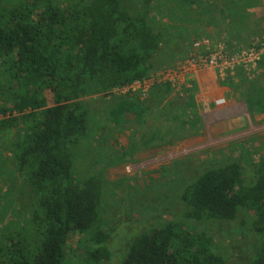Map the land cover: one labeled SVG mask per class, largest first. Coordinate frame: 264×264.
I'll return each mask as SVG.
<instances>
[{
    "label": "trees",
    "instance_id": "trees-1",
    "mask_svg": "<svg viewBox=\"0 0 264 264\" xmlns=\"http://www.w3.org/2000/svg\"><path fill=\"white\" fill-rule=\"evenodd\" d=\"M257 6L260 0H0V133L14 137L9 157L29 198L27 215L14 212L11 199L0 204V224L8 212L16 217L0 227V264H68L69 252L80 247H87L84 264L108 258L101 246L108 234L97 225L102 181L75 171L76 148L93 135L82 98L106 97L160 71L156 57L181 30L221 42L232 54L264 42ZM256 69L264 73V56ZM244 74L237 69L241 81L229 84L242 88L249 82ZM164 87L172 89L168 84L150 91L167 92ZM258 90L244 102L249 111L256 100L254 112L264 115V88ZM135 97L120 98L109 120L133 113ZM159 133L155 129L149 143L162 138ZM3 157L0 148L1 180ZM252 168L249 182L238 162L206 170L182 192L184 221L136 235L120 264H229L214 252L211 238L187 224L232 221L240 212L260 239L248 264H264V160ZM73 235L86 239L72 244Z\"/></svg>",
    "mask_w": 264,
    "mask_h": 264
},
{
    "label": "rangeland",
    "instance_id": "rangeland-1",
    "mask_svg": "<svg viewBox=\"0 0 264 264\" xmlns=\"http://www.w3.org/2000/svg\"><path fill=\"white\" fill-rule=\"evenodd\" d=\"M255 10L264 15V0H260V6ZM201 27L202 24L195 25V28ZM181 31L172 35L164 45L155 59L156 66L169 68L168 63L173 62L171 58L177 55L179 58L174 59L173 63L176 65L182 54L190 50V43L199 36ZM181 38L184 43H181ZM243 72L249 82L241 84L243 89L229 86L228 95H225L226 101L229 100L225 107L234 102L239 110L237 115L229 117V121L226 119L231 115L230 112L223 110L216 119L212 112H208V102L202 97L197 102L200 109L194 108L193 112L201 110L206 114L199 122L190 117L192 111L185 105L186 98L180 97L184 91H178L180 84L172 86L174 90L170 92L166 87L163 90L167 92L161 93L162 90H159L158 99L148 97L150 89L145 96H136L134 115L122 116L117 122L109 120L108 112L124 95L111 93L106 97L96 95L82 98L88 110L89 127L93 135L76 148L75 171L82 179L97 176L102 181L101 213L97 225L108 234L106 243L101 245L108 252V258L99 264H120L139 233L165 222L184 221L182 192L206 170L238 162L247 182L255 178L252 165L264 160V115L254 112L260 105L256 100L250 104L254 110L250 108L249 111L244 101L246 97L254 98L255 92L264 88V73L257 69ZM235 77L237 81L234 83L241 81L237 75L232 76V79ZM168 94L171 96L169 103L166 101ZM155 106L163 108L158 107V110ZM145 108H156L160 116L154 120L147 119L149 117L141 111ZM171 115L177 118L176 121H170L173 119ZM185 117L188 120L186 124L177 121ZM144 120L147 121L145 125L141 124ZM18 123L21 127V122ZM15 129L20 128L16 126L13 131ZM155 129H159L162 138H152L153 141L149 143ZM11 139L14 137L0 133V148L5 160L3 166L1 164L5 170L3 180L0 178V204L11 199L14 212L27 215L25 211H29L26 208L29 198L23 197L22 179L15 174L9 157ZM8 208H11V204ZM3 221L16 223L15 214L8 212ZM248 221L249 216L240 212L232 221L188 222L187 225L193 231L211 238L214 252L224 257L229 264H248L260 247V239L250 230ZM6 223L0 224V227ZM78 238L83 240L86 236L73 235L72 244ZM77 249L78 253L69 252L68 264H79L78 260L84 264L82 259L87 247Z\"/></svg>",
    "mask_w": 264,
    "mask_h": 264
},
{
    "label": "built area",
    "instance_id": "built-area-1",
    "mask_svg": "<svg viewBox=\"0 0 264 264\" xmlns=\"http://www.w3.org/2000/svg\"><path fill=\"white\" fill-rule=\"evenodd\" d=\"M257 44L259 46H256ZM262 56H264V42L254 41L250 48L241 49L232 54L228 52L223 43H212L208 38L199 37L190 43L188 56L184 60L179 61L173 67L161 69L147 79L135 81L131 85L123 89H115L111 93L122 95L133 93L143 97L154 85H179V80L186 75L209 68L216 69L218 78L222 81L227 77H232L238 68L246 72L256 70L257 63ZM224 103L225 100L222 98L213 102L214 106L217 107L223 106Z\"/></svg>",
    "mask_w": 264,
    "mask_h": 264
},
{
    "label": "crops",
    "instance_id": "crops-1",
    "mask_svg": "<svg viewBox=\"0 0 264 264\" xmlns=\"http://www.w3.org/2000/svg\"><path fill=\"white\" fill-rule=\"evenodd\" d=\"M234 75H236V73ZM231 79H232V77L231 78L227 77L225 80L221 81L218 78V73H217L216 69H210V68L202 70V71H198L196 73H192V74H189V75H186L185 77H183L180 80L181 81V83H180L181 87L180 88L178 87L179 88L178 91H182V92L184 91L183 92L184 95L180 94V97L183 99L186 98L185 105L190 107L189 109L192 111L190 114V117H194V119L198 120V122H199V119L201 120L203 118V115L206 114L205 111H201V110H199L198 113H197V111L193 112L194 108H197L196 110L200 109L197 102L199 103L201 97L203 99H206V101L208 102V105H209L208 112H212V114L214 115V117H216V119H218L219 114H222L221 111H223V110H224V112L228 111V112H230L229 114H231V115H228V118L226 119L227 121H229L228 120V119H230L229 117L232 118L233 116H235L234 114L239 112L236 103L233 102L227 108L225 107L226 102L229 101V100L226 101V99H225V95H228V93H227L228 87L231 86L229 83H234L235 81H237L236 77H235V79L234 78L232 80ZM171 90H174V89L172 88V89L168 90V92H170ZM151 91L148 94V97L158 99L159 97H157V96H159V95L157 93L159 92V90H156L155 92H151ZM178 91H176V92H178ZM161 93H163V92L161 91ZM169 95L170 94L167 95V99H166L167 103H169V100H171V96H169ZM198 98H199V100H198ZM219 98H222L225 100L224 105L220 106V107L214 106L213 102ZM155 107H157V106H155ZM158 107H161V109L163 108L162 106H158ZM158 107H157V109L159 110ZM157 109L154 108L151 110H149V109L146 110V108H145L144 109L145 115L146 116L150 115L149 119L150 118H153V120L157 119L158 116H160V113H157ZM144 110H141V111H144ZM137 112H139V111H137ZM131 115H134V113H125L123 116L127 117V116H131ZM171 118H174V117L171 115ZM184 119H185L184 122L186 124V122H188V120L186 119V117ZM170 121H172V120H170ZM173 121H175V120H173Z\"/></svg>",
    "mask_w": 264,
    "mask_h": 264
}]
</instances>
